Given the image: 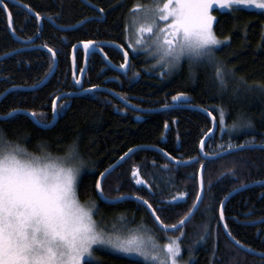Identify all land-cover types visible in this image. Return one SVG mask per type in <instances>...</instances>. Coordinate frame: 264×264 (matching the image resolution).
I'll return each instance as SVG.
<instances>
[{"label": "trees", "instance_id": "16d2710c", "mask_svg": "<svg viewBox=\"0 0 264 264\" xmlns=\"http://www.w3.org/2000/svg\"><path fill=\"white\" fill-rule=\"evenodd\" d=\"M147 1L2 0L7 9L0 8V96L10 91L0 99L1 116L19 109L36 113V120L51 122L58 96L97 87L117 94L138 109L160 110L137 111L105 91H94L60 99L57 121L49 128H41L29 116L16 113L0 119V129L8 140L38 156L44 152L65 156L68 146L76 142L78 162H82L77 182L80 202L95 204V216L106 224L123 217L129 227L143 225L161 235L166 233L136 200L106 203L97 195L95 182L100 174L130 149L141 147L104 179V195L112 200L128 196L146 200L165 226L178 224L192 209L201 171L202 202L185 226L170 233L181 234L179 242L193 256L190 264H264V256L245 252L227 238L219 216L221 203L230 192L264 181V148L204 160L200 143L212 122L203 112L189 108H203L216 119L217 129L204 144L206 154L241 144L264 145V13L239 7L212 10L213 30L218 39L227 41L214 55L222 66L234 71L227 88L221 91L213 66L184 62L168 74L160 72L161 68L153 69L146 53L130 52L126 24L132 10ZM86 41H94L116 66L123 64L124 56L112 44L122 47L129 55L127 72H116L99 54L92 53L82 82L76 84L85 56L80 49L76 51L74 75L72 50ZM46 48L55 52L56 69L44 85L27 89L41 83L53 68L52 55ZM180 94L184 99L173 101ZM60 105L67 107L61 109ZM219 108L225 110L223 131ZM248 120L253 127L241 126ZM233 123L237 128L230 130ZM41 144L46 147H39ZM167 157L192 163L176 165ZM138 180L144 183L138 184ZM178 196L184 198L174 199ZM223 217L236 242L264 254V184L229 197ZM96 255L103 264H146L110 251Z\"/></svg>", "mask_w": 264, "mask_h": 264}, {"label": "snow or ice", "instance_id": "6c2138e0", "mask_svg": "<svg viewBox=\"0 0 264 264\" xmlns=\"http://www.w3.org/2000/svg\"><path fill=\"white\" fill-rule=\"evenodd\" d=\"M240 4L255 5L264 9V0H166L163 3L158 0L154 7L137 6L132 11H144L145 24L138 29L140 38L136 43H146L143 39L144 33L150 38L154 37L147 50L155 49V55L159 57L158 62L162 65L175 66L186 57L192 63H206L213 66L216 83L219 89L224 91L230 75L234 76V71L222 66L214 55L215 51L227 41L217 38L213 30L215 18L211 15V11L214 6L225 9ZM0 8L7 9V5L3 4L2 0H0ZM35 16L36 19H41L39 13H35ZM8 17L11 27V13H8ZM49 19L55 23L54 19L51 17ZM136 22L133 20V24ZM161 23L166 26L160 27ZM13 35H15L14 31ZM83 47L87 51H92L95 42H83ZM48 51L53 57L55 56V52L51 49ZM125 61V64L120 65L122 69L127 66V53H125ZM52 70L50 68V71ZM75 83L80 84L81 81L76 80ZM93 90L83 89L86 92ZM183 99V94L173 97V101ZM66 107L67 105H60L61 109ZM19 111L14 109L5 119L12 118ZM53 111L57 112L55 101ZM218 112L219 125L223 131L225 110L219 108ZM31 116L35 118L36 113H31ZM240 119L243 120V116ZM36 123L44 128L53 126L51 122L46 121L37 120ZM241 126L253 127L251 120ZM236 128L237 124L233 123L230 130ZM203 145L202 141L201 148ZM39 147L44 148L46 145L41 144ZM78 160L76 142L68 146L63 157H54L47 152L38 156L29 153L18 143L8 140L4 131L0 129V264H103L96 253L106 251L140 257L146 264H169V260L170 264H177L176 258L181 254L179 238L171 240L161 249L151 236L145 237L141 231L143 225L138 229L130 230L127 236L117 232L115 225L112 232L99 227L92 218L93 209L98 212L96 205L86 208L80 203L77 178L82 171V162ZM203 167L202 165L201 168ZM110 171L111 169H106L105 173L100 174L101 177ZM137 183L144 182L138 180ZM95 188L97 195L107 199L104 197L101 181L95 182ZM201 188H203L202 178ZM87 194L88 189L85 186L84 195ZM183 198L178 196L174 199ZM122 199L123 197L116 198L117 201ZM201 200L202 196L198 195L192 214L198 210V203ZM141 202L152 209V205L146 200ZM151 214L156 221L160 220L154 209ZM220 218L221 220L224 218L223 205H221ZM120 219L124 218L120 217ZM187 219L188 217L181 220L179 225H172L171 228L183 227ZM163 227L166 231L168 226ZM224 227L227 228V225L225 224ZM161 251L165 253V259L160 258Z\"/></svg>", "mask_w": 264, "mask_h": 264}, {"label": "water", "instance_id": "95a60500", "mask_svg": "<svg viewBox=\"0 0 264 264\" xmlns=\"http://www.w3.org/2000/svg\"><path fill=\"white\" fill-rule=\"evenodd\" d=\"M117 50H119V51H121L122 52V54H123V56H124V62H123V64H125L126 63V61H125V53H127L122 47H120V46H118V45H116V44H112ZM78 49H80L83 53H84V56H85V60H84V65H83V67H82V69H81V71H80V73H79V76H78V80H80L81 82H82V79H83V77H84V75H85V73H86V71H87V63H88V59H89V57H90V55L92 54V53H97V54H99L102 58H103V60H104V62L106 63V65L108 66V67H110V68H112L113 70H115L116 72H119V73H125V72H127V70H128V68H129V55H128V53H127V66H126V68L125 69H122L120 66H116V65H114V64H112L110 61H109V59L107 58V56L98 48V47H96L95 46V48H94V50H92V51H87V50H85L84 49V47H83V43H79V44H76L75 46H74V48H73V50H72V60H73V66H74V75L76 74V68H75V63H74V56H75V53H76V51L78 50ZM46 50L48 51V49L46 48ZM49 52V51H48ZM12 53H14V52H12ZM11 53V54H12ZM50 53V52H49ZM51 54V53H50ZM7 55H9V54H7ZM52 55V54H51ZM6 56V55H5ZM4 56V57H5ZM52 58H53V70L52 71H50V73L47 75V77L41 82V83H39L38 85H36L35 87H30V88H27V89H36V88H39V87H41L42 85H44L50 78H51V76L53 75V73H54V71H55V69H56V66H57V58H56V56H52ZM12 89H15V88H12ZM19 89H22V88H19ZM91 89H94L93 91H91V92H94V91H105V92H107V93H109V94H111V95H113L115 98H117L118 100H120L122 103H124L128 108H131V109H134V110H137V111H141V112H154V111H158V110H160V109H158V110H144V109H138V108H136L135 106H133V105H131L130 103H128V102H126L125 100H123L122 98H120L117 94H115V93H112V92H110V91H108V90H106V89H104V88H99V87H97V88H91ZM10 91V89L9 90H7L6 92H4V94H2L1 96H0V99L4 96V95H6L8 92ZM87 93H90V92H86V91H79V92H75V93H67V94H62V95H60V96H58L54 101H55V103H56V106H57V103H58V101L60 100V99H62V98H72V97H75V96H79V95H82V94H87ZM69 94H71V95H69ZM189 108H192V109H196V110H199V111H201V112H203L204 114H206L210 119H211V122H212V128H211V130L207 133V135L203 138V142H204V144H205V142L214 134V132L216 131V129H217V122H216V119H214L215 117L209 112V111H207V110H205V109H203V108H198V107H189ZM17 113H22V114H25V115H27V116H29L30 117V119L36 124V125H38L39 127H41V128H44V127H42V125L41 124H38V123H36V119L35 118H33L32 116H31V114L29 113V112H25V111H19V112H17ZM7 115H3V116H1L0 115V119L1 120H3V119H5V117H6ZM57 118H58V115H57V112H55L54 113V111H53V119H52V121H51V123H52V125H54L55 123H56V121H57ZM201 141V142H202ZM241 145H244L245 147H243V148H240L239 146L240 145H237V146H232V147H229V148H226V149H224V150H222V151H219V152H217V153H215V154H206L205 152H204V145H203V148H201V143H200V156L204 159V160H215V159H217V158H220V157H222V156H225V155H227V154H229V153H232V152H236V151H239V150H244V149H255V148H264V145H257V144H241ZM141 147H137V148H134V149H132L133 151L132 152H127V156L126 155H123L122 157H123V159H119V160H117L114 164H112L108 169H111V171L110 172H108L104 177H101L100 176V178H99V181H101V186H102V183H103V181H104V179L113 171V170H115L122 162H124L126 159H127V157L130 155V154H132L133 152H135L136 150H138V149H140ZM167 159L171 162V163H174V164H177V165H188V164H190V163H192V161H187V162H179V161H175V160H173V159H171V158H169V157H167ZM177 162H179V163H177ZM103 173H105V171L103 172ZM201 178H202V172L200 171L199 172V176H198V186H199V191H198V195H200V196H202V199H203V193H204V185H203V188H201ZM203 179V178H202ZM259 184H264V181H259V182H255V183H251V184H248V185H244V186H241V187H239V188H236L235 190H233L232 192H230L224 199H223V201H222V203H221V205H223L224 206V204H225V202L228 200V198L229 197H231L233 194H235L236 192H239V191H241V190H243V189H245V188H247V187H251V186H254V185H259ZM105 197V196H104ZM103 201H105L106 203H116V202H118L117 200H112V199H109V198H107V199H104V198H102V197H100ZM127 199H132V200H136L138 203H140L142 206H144V207H146L147 209H148V211L150 212V214H151V212H152V210L153 209H149L145 204H143L142 202H141V200L142 199H138V198H136V197H134V196H128V197H123V199L122 200H119V201H123V200H127ZM201 202H202V200L198 203V208H199V206H200V204H201ZM195 203H197V199H196V201H195ZM194 203V204H195ZM192 210H193V207H192V209H191V211L186 215V217H188V219L186 220V223L184 224V226L191 220V218L193 217V215L195 214H192ZM197 211V210H196ZM195 211V212H196ZM220 211H221V206H220V210H219V216H220ZM151 216H152V218H153V220H154V222H155V224L161 229V230H163V231H165L164 230V227L163 226H165V225H163L162 223H161V221L159 220V221H156V219H155V217L151 214ZM185 217V218H186ZM184 218V219H185ZM183 219V220H184ZM220 221H221V225H222V228H223V231H224V233H225V235L227 236V238L236 246V247H238V248H240L241 250H243V251H245V252H248V253H250V254H254V255H257V256H264V255H262V254H260V253H257V252H254V251H252V250H250V249H248V248H246V247H244V246H242L241 244H239V243H237L230 235H229V232H228V230H227V228H225L224 227V225H225V223H224V220L222 219L221 220V218H220ZM176 225H179V223L178 224H176ZM182 227H178L177 229H172L171 228V226H168L167 227V230H166V232H174V231H177V230H179V229H181Z\"/></svg>", "mask_w": 264, "mask_h": 264}, {"label": "rangeland", "instance_id": "374dc122", "mask_svg": "<svg viewBox=\"0 0 264 264\" xmlns=\"http://www.w3.org/2000/svg\"><path fill=\"white\" fill-rule=\"evenodd\" d=\"M157 2H158V0H148L147 3L142 2L140 7L141 8L154 7ZM159 2L163 3V2H166V0H159ZM233 7H239V8H243V9L254 10V11L264 13V9L257 8V7H255V5L240 4V5H232L230 8H233ZM214 8L218 9L219 11H226V10L230 9V8L219 9L217 6H214L213 9ZM211 15L214 17V14L212 13V11H211ZM133 20H136L137 22L135 24H133ZM144 24H145V12L144 11L133 12L131 15H129V18H128V21L126 24V33H127L126 44H127L128 49L130 50V52H132L133 54H137L140 52L146 53L148 58L150 60H152L153 69L161 68L160 72L165 71L168 74H171V73L177 71L184 62L192 64V62H190L186 57L182 58L179 61V63L175 66H171L169 64H164V65L160 64L158 62L159 57L157 55H155V49H152V51L147 50L149 45H151L152 39H154V37L150 38L147 33H144L143 39L146 41V43L145 44H137L136 43L137 39L140 38V33L138 32V29L141 26H143ZM165 26L166 25L164 23L160 24V27H162V28ZM59 157H63V156H59ZM78 179H79V177L77 178V182H78ZM81 204L84 205L86 208H91L93 205V204H86V203H81ZM93 212H94L93 217H92L93 220H95L97 222V224L99 225L100 228H102L108 232H112L113 231V225H115V230L117 232H119L120 234H122L124 236H127V235H129L130 230L138 229L139 226H141V225H137V227H134V228L129 227L128 223L122 221L120 218L112 219L111 221H109L106 224L100 220V218H101L100 216H98V217L95 216V209H93ZM141 231L144 233L145 237L151 236L155 240L156 244H158L160 246L161 249H163V247L165 245L170 243L171 240H175L181 236V234H170L171 232H166L163 235H161V234L157 233L154 229L147 228L145 226ZM179 244L181 247V254H180V256H178L176 258L177 264H190L192 259H193L192 253H188V252L186 253L185 249L183 248V246L181 245L180 242H179ZM110 252H112V251H110ZM112 253L125 256L122 253H116V252H112ZM159 254H160L161 259H165V253L163 251H161ZM126 257L143 261L142 258L136 257V256H126ZM169 264H170V260H169Z\"/></svg>", "mask_w": 264, "mask_h": 264}, {"label": "bare ground", "instance_id": "6f19581e", "mask_svg": "<svg viewBox=\"0 0 264 264\" xmlns=\"http://www.w3.org/2000/svg\"><path fill=\"white\" fill-rule=\"evenodd\" d=\"M116 49V48H115ZM91 89V88H90ZM113 96V95H112ZM119 101V100H118ZM165 154V153H164ZM165 157V156H164ZM171 163V162H170ZM177 165V164H176ZM146 208V207H145ZM147 209V208H146ZM220 210V209H219ZM191 211V210H190ZM151 215V214H150ZM152 217V216H151Z\"/></svg>", "mask_w": 264, "mask_h": 264}]
</instances>
